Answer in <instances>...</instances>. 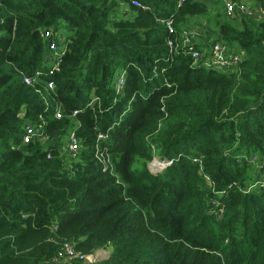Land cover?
I'll return each instance as SVG.
<instances>
[{
  "label": "trees",
  "instance_id": "16d2710c",
  "mask_svg": "<svg viewBox=\"0 0 264 264\" xmlns=\"http://www.w3.org/2000/svg\"><path fill=\"white\" fill-rule=\"evenodd\" d=\"M254 1L231 18L224 0H0V264H264ZM215 43L241 62L211 65Z\"/></svg>",
  "mask_w": 264,
  "mask_h": 264
},
{
  "label": "built area",
  "instance_id": "2783aa9c",
  "mask_svg": "<svg viewBox=\"0 0 264 264\" xmlns=\"http://www.w3.org/2000/svg\"><path fill=\"white\" fill-rule=\"evenodd\" d=\"M225 6H226V14L228 17L231 18H236L239 13H246L247 15L250 16H260V14L254 15V13H257L258 11L254 9V11L248 10L249 7L243 2L241 3H235L229 0H224ZM135 5H141L138 1L133 2ZM252 8V7H251ZM168 28L173 31V27L171 22H169ZM194 32L191 33V36L187 35L185 38L182 40L186 46H189L190 49H192L193 57L196 60H199L204 54L202 52L196 50L194 48V44L196 41L194 40ZM169 45L171 47H174V42L171 39L169 41ZM50 48L52 50L51 56L49 59L55 63V66H58L60 63V57L61 54L58 55L57 53V44L51 43ZM208 60L211 65L216 66V67H221V68H229L231 66H235L241 62V55L240 54H231L228 51L227 46L223 45L222 43H215L211 51L209 53ZM27 82H30L29 78H26ZM55 83L53 81L48 82V87L49 88H54ZM63 112L61 109L57 111V117H62ZM38 134V130L35 129L33 126H28L26 128V133L24 136L25 142L31 141L36 135ZM69 150L73 153L78 149V139L75 136H71L68 144ZM249 161L255 163L257 167L260 169L259 177L256 181L251 183L247 190L245 192H249L252 189H259L264 193V156H258V155H253L250 158H247ZM171 164L170 160H160L158 158H154L153 161L151 162L150 166L155 169V170H162L164 169L167 165ZM81 257H84L85 255L80 254ZM59 256L64 257H78V253L76 250H74L73 245L71 243L66 244L62 251L60 252Z\"/></svg>",
  "mask_w": 264,
  "mask_h": 264
},
{
  "label": "rangeland",
  "instance_id": "374dc122",
  "mask_svg": "<svg viewBox=\"0 0 264 264\" xmlns=\"http://www.w3.org/2000/svg\"><path fill=\"white\" fill-rule=\"evenodd\" d=\"M254 0H244V3L249 7V9L248 10H251V11H254V9H255V4H254ZM252 7V8H251ZM256 10V9H255ZM242 14H245L246 15V13H239V15H242ZM257 14H259V11L257 12V13H254V15H257ZM257 17H259V15L257 16ZM68 243H71L72 245H73V248H74V250H75V245H74V243H72V242H66V243H64L63 244V246H65L66 244H68ZM78 253V258H80V259H83V260H86L87 262H89V263H93V260H96V259H102V258H106L108 255H109V252H108V250H106V249H99V250H97L94 254H92V255H86L85 253H82L81 251H78L77 252ZM80 254H83V255H85L84 257H81V255Z\"/></svg>",
  "mask_w": 264,
  "mask_h": 264
}]
</instances>
